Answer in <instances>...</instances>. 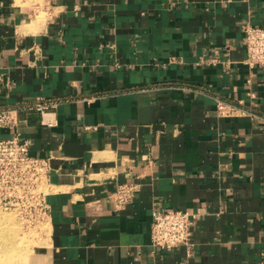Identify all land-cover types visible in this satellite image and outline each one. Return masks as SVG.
<instances>
[{
    "label": "crops",
    "instance_id": "1",
    "mask_svg": "<svg viewBox=\"0 0 264 264\" xmlns=\"http://www.w3.org/2000/svg\"><path fill=\"white\" fill-rule=\"evenodd\" d=\"M247 22L264 27V0H0V108L19 116L0 140L51 165L28 264H264V69L244 62ZM167 209L197 214L191 248L152 246Z\"/></svg>",
    "mask_w": 264,
    "mask_h": 264
},
{
    "label": "built area",
    "instance_id": "2",
    "mask_svg": "<svg viewBox=\"0 0 264 264\" xmlns=\"http://www.w3.org/2000/svg\"><path fill=\"white\" fill-rule=\"evenodd\" d=\"M243 31L245 64L250 69H264V27L247 22L243 25ZM55 105V102L43 101L29 107L44 114ZM218 106L220 113H229L228 104L219 102ZM18 123L17 109L0 108V129L17 128ZM50 173V159L34 156L30 141L21 140L18 136L0 140V209L15 212L28 226L47 221L50 213L47 203ZM137 191L138 186L134 183L121 185L113 196L117 206L121 208L132 203ZM196 217L197 214L183 210L154 212L152 246L165 250L179 246L191 248Z\"/></svg>",
    "mask_w": 264,
    "mask_h": 264
},
{
    "label": "rangeland",
    "instance_id": "3",
    "mask_svg": "<svg viewBox=\"0 0 264 264\" xmlns=\"http://www.w3.org/2000/svg\"><path fill=\"white\" fill-rule=\"evenodd\" d=\"M47 221L28 226L10 210L0 209V264H28L44 242Z\"/></svg>",
    "mask_w": 264,
    "mask_h": 264
}]
</instances>
